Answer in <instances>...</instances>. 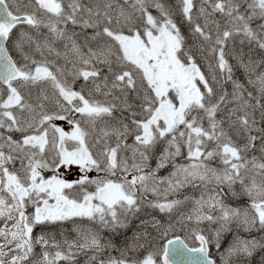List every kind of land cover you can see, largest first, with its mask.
<instances>
[{
  "label": "snow or ice",
  "instance_id": "1",
  "mask_svg": "<svg viewBox=\"0 0 264 264\" xmlns=\"http://www.w3.org/2000/svg\"><path fill=\"white\" fill-rule=\"evenodd\" d=\"M0 264H264V0H0Z\"/></svg>",
  "mask_w": 264,
  "mask_h": 264
}]
</instances>
